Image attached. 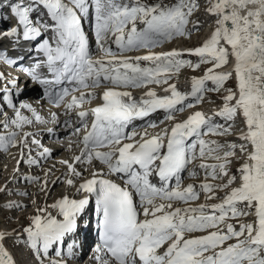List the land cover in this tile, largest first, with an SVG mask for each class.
I'll use <instances>...</instances> for the list:
<instances>
[{"label":"snow or ice","instance_id":"obj_1","mask_svg":"<svg viewBox=\"0 0 264 264\" xmlns=\"http://www.w3.org/2000/svg\"><path fill=\"white\" fill-rule=\"evenodd\" d=\"M208 5L206 11L216 17V28L201 46L185 50L198 58L193 64L181 58L184 52L153 49L198 30V22L191 19L199 6L197 0H0V23L6 26L0 31V38H8L10 46L28 42L44 57L31 68L19 66L17 70L43 89L51 105L62 107L65 116L75 113L77 126L65 119V128H72L76 136L83 131L80 155L74 156L71 163L61 161L67 167L65 183L75 187L77 194L83 193V198L64 196L49 205L60 219L46 208L38 209L41 214L23 229L26 246L37 259L41 253L48 258L49 249L57 245L55 255L61 259L52 260L51 264H66L64 256H73L78 243H68L66 253L62 246L67 237L78 231L81 220L85 229L90 226L85 213L94 197L98 243L93 252L97 264H264V0H208ZM85 21L92 24L101 53L95 59L83 28ZM190 24L192 28L188 27ZM48 33H52L51 42L44 38ZM141 50L146 54L126 55ZM229 57L235 61L233 68L217 72L228 64ZM20 60L22 56L13 59L7 48H0V63L12 67ZM141 61L148 63L142 66ZM201 64L211 67L202 77L192 78L190 92L182 93L175 84H169L181 68L195 71ZM41 68L52 78L42 76ZM233 73L236 91L224 89L227 95L223 106L213 115L195 111L172 124L170 130L154 135L147 131L158 126L154 122H149L143 132L136 130L134 121L158 111L164 113L160 123L173 121L178 113L201 104L206 93L224 88ZM4 78L0 73V79ZM7 83L12 88L5 86L0 103L12 108L14 118L5 115L0 125L22 131L33 121L42 123L31 104L19 101L17 107L13 102L12 91L19 96L24 90L18 78L8 79ZM65 84L70 87L54 90ZM148 85H167L166 95L158 96L149 89L136 100L128 90ZM99 88L104 89L100 103L85 108L97 99L95 90ZM22 110L30 112L31 118L24 116ZM237 119L244 125L237 137L241 143L221 144L204 139L210 135H233ZM18 135L17 131L0 135V150L16 146ZM30 135L23 134L22 147L27 146ZM32 143L39 144L35 139ZM48 155L50 150L44 148L41 156ZM241 157L238 175H229L233 158ZM197 159L202 161L199 168L205 174L199 191L206 199H215L217 191L234 183L238 182V186L231 187L217 204L174 207L199 198L194 185L181 186L183 172L188 171L190 177L196 175L189 165ZM208 159L217 163L203 162ZM94 162L104 170L93 171L90 178L76 186V180L82 177L76 165ZM27 163L34 165L37 161L29 158ZM153 176L158 183L152 182ZM225 176L229 177L225 184L207 182ZM26 179L32 182V178ZM46 187L47 181L41 190ZM246 216L254 219L240 224L239 230L232 224L226 225V231L220 228L227 219ZM209 229L218 230L185 238L186 234ZM13 233L0 231V264H17L6 247ZM232 240L235 243H228ZM165 244L167 247L161 252Z\"/></svg>","mask_w":264,"mask_h":264},{"label":"rangeland","instance_id":"obj_2","mask_svg":"<svg viewBox=\"0 0 264 264\" xmlns=\"http://www.w3.org/2000/svg\"><path fill=\"white\" fill-rule=\"evenodd\" d=\"M197 3L200 5L201 9H206L209 6L207 0H197ZM197 11H198V8L194 12L193 16H196L198 14ZM191 19L194 22H199V20L196 21V18H192L191 17ZM199 27L202 28V31H201V29H198L197 32H202V34H199L197 36V32H196V35L192 34L191 39H188V40L194 41L195 46H199L201 42H204L207 38H209L211 33L215 30L216 25H212L211 30H209L207 32H203V25H200ZM194 37H196V38H194ZM179 39H181V37ZM188 59H191V58H188ZM197 60H198V58H195L193 60L191 59L189 61H191L193 64H195L197 62ZM209 67H211L210 64H201V66L198 69H196L195 71H193L192 68L188 67L187 71H184V74L189 73L187 75V77H189V75H191V76H196V75L198 76L199 74H203L204 75L205 71ZM208 86L212 87L211 82H208ZM234 88H235L234 87V79H233V77H230L229 80L225 82L224 88H222L220 91H218V92H208L209 94L206 95V101H205L204 105H206V104L223 105V97L225 95H227V92L224 91V89H232L233 91H235ZM160 121H162V120H160ZM242 128H243V126L241 124L240 119H237L235 121V124H234V127H233V135H230V136H227V137L212 136V138H210L209 141H217L218 143H221V144L226 143V142L241 143L240 141H238V139H234L232 137L234 135L236 136L235 133L236 132L239 133L242 130ZM159 132H161V131H159ZM8 155H10V154H8ZM237 156H240V153H239L238 149H237ZM4 161L5 162H2V161L0 162V167H1L0 169H4V170L6 169V170H9V171L6 173V172L0 170V174H1V177H0V180H1L0 189L2 187H4V185H5V187H4L5 191L1 195L2 199H3L1 202H4V203H2V206L4 208L0 207V230L13 233V229H15L16 231L13 234H15V233H19L20 234L23 231L22 228L27 226L30 223L31 219L38 212V209H40V207L41 208H45L46 207V209L48 210L47 206L51 203V197H47L46 198L44 192L40 191V192L36 193L35 190H32V189L30 191L27 190V192H25V190H24V193H27V195H22V194H24L22 192V189H25L27 187L32 188L33 184L29 185L31 183H27V181L24 178H21V177H18V179H15V181H17V183L14 184L13 186H10L12 184L11 182L13 180V178H12L13 176L11 175V177H10V170L12 169V165H14V161L12 162V160H6V159H4ZM205 161H211V159L205 160ZM211 162L217 163V161H214V160H212ZM21 163H22V159H21V161L19 162L18 165L16 163V166L23 168L22 169L23 170L22 171V176L23 175L25 176L29 172V170L28 169H24L23 164H21ZM242 163H243V158L242 157L240 159H238V160L233 158V162H232L231 165H229V168H228L229 175L237 174V168ZM27 168H29V167H27ZM15 177H17V174L15 175ZM9 178H11L10 182H7ZM228 178L229 177L225 176L222 179H218V180H215V181L212 180V181H213L214 185H222V184L227 183ZM200 180H202V179H200ZM203 181L205 182L204 179H203ZM6 182H7V184H4ZM24 183H27V184L25 185ZM64 186H65V184L61 183L60 187L59 188L57 187L59 192H62V191L64 192L65 187H66V186L65 187ZM231 187H237V183H234ZM231 187L227 188V189H224L223 191H217L215 193V197H216L215 199H205V201L207 203H214V204L221 202V200L224 197V195L227 192L231 191ZM18 188H20V189H18ZM19 190H21V191H19ZM18 192H21V195ZM54 192H57V191H54ZM51 194H53V192L50 193V195ZM44 197H45V199H44ZM202 197L205 198V195L201 196L200 198H198L194 202L199 201ZM5 200L6 201L9 200V201L5 202ZM13 200H15V202H12ZM26 202H27L28 205L21 206V204H25ZM9 205H13V206L12 207H8ZM17 205L19 207H16ZM246 210L247 209H245V211ZM250 217H252V216L240 217L235 222H233V221L226 222V225L227 224H232L233 225V223H234V227L237 230H239V225H237V224L238 223L247 224V223H250V221L252 222V219H250ZM226 225L222 224L220 226L221 229H225ZM8 240H9L8 242H10V244H13V243L15 244L16 242H19V240H22V239H20V237H19L18 239L10 238ZM232 241H229L228 243H231ZM18 244L16 243L17 246H18ZM19 248H21V247H18V249ZM12 251H15V248L13 249V247H12ZM18 252L23 255V256L20 255L24 259L23 262L27 263V260L25 259L26 256L24 255V253H22V251H18Z\"/></svg>","mask_w":264,"mask_h":264},{"label":"bare ground","instance_id":"obj_3","mask_svg":"<svg viewBox=\"0 0 264 264\" xmlns=\"http://www.w3.org/2000/svg\"><path fill=\"white\" fill-rule=\"evenodd\" d=\"M207 2H208V0H207ZM208 15L209 16H211L209 13H208ZM215 17V16H214ZM192 18H196V21L197 20H199L196 16H192ZM195 20V19H194ZM198 24H199V26L202 24V23H199L198 22ZM213 25H216V17H215V23L213 24ZM189 28H192V25H190L189 26ZM198 29H201V31H202V28H200V27H198ZM196 32H197V30H193L192 32H191V34L188 36V37H181V39H179V38H176L175 39V42L173 43H170V45L169 44H165V45H163V47H162V50L161 51H171V50H173V49H175V50H177V51H181V52H185L186 54H187V52L185 51V50H187V49H194V48H196V47H199V46H201L204 42H201L200 43V45L199 46H195V44H194V41H191V40H188V39H191V37H192V34L194 35H196ZM203 32H205V30H204V28H203ZM199 34H202V32H197V36L199 35ZM207 34V33H206ZM194 38H196V37H194ZM200 38V37H199ZM2 40L0 39V45H1V42ZM158 51V50H157ZM184 56V55H183ZM183 58H191V59H195V58H197V57H194V56H187V55H185ZM234 64H235V61H234V59L233 58H231V57H229V62H228V64L226 65V66H224V67H222V68H220V69H216V71L217 72H228V71H230L232 68H233V66H234ZM202 71V70H201ZM203 76V74H199L198 76H196V78H200V77H202ZM232 77H233V79H234V89H235V91H236V80H235V74L233 73V75H232ZM192 78L193 77H190V78H186L185 79V81L186 82H188V84L187 85H185V87H182L181 89H180V91L182 92V93H187V92H190V90H191V80H192ZM181 80V79H180ZM182 82V81H181ZM181 84H183V83H177L176 84V87L177 86H179V85H181ZM167 87V86H166ZM164 88L165 87H162V88H159V89H156V90H154V91H156V93H157V95L158 96H164V95H166V93L164 92ZM183 88H186V90L184 91V89ZM142 95H144V94H142ZM237 95H238V93H237ZM233 103H234V101H233ZM220 110V107H215L214 109H212V111H219ZM207 111V110H206ZM207 112H211V111H207ZM207 112H205V113H207ZM161 114V117L158 119L157 117H158V115H160ZM187 114H184V116H186ZM189 115V114H188ZM28 117V116H27ZM154 118V120L156 121V124L158 125L157 127H155V128H147V131L150 133V134H156V133H158L159 131H162L163 129H169L170 130V128H171V126H172V124H174V122H172L170 125H168V127L166 128V126H167V123H166V121L164 122V123H160V120H163V118H164V113H160V112H157L154 116H153ZM30 118V117H29ZM0 121H1V118H0ZM181 121H183V120H181ZM181 121H176V122H181ZM240 121H241V124H242V126H243V128H244V125H243V123H242V120L240 119ZM175 122V123H176ZM146 125H147V123H144L143 125H140V126H138V127H136V130L138 131V132H143L144 131V127H146ZM242 128V129H243ZM2 129V127H1V125H0V130ZM3 130V129H2ZM17 129H15L13 126H9L7 129H6V131L7 132H11V131H16ZM26 131H24V132H22V133H20L18 136H17V138H16V145H17V150L18 151H23L24 150V148H26V149H30V148H34L35 147V144H33L32 143V140H33V138H31L30 136H28L27 137V146H25V147H22L21 146V144H20V139H21V137H23V134L25 133ZM62 132V133H61ZM68 132V130H63V131H60L59 132V134H61V135H65L66 133ZM240 133V132H239ZM239 133L238 132H236L235 134H236V136L234 137H232V138H234V139H237V137H238V135H239ZM0 135H3V133H1L0 132ZM69 138H67L66 140H68ZM137 139H139V136H137ZM228 141V140H227ZM239 141V140H238ZM241 142V141H240ZM62 143V141L60 142H56V143H53V144H51L52 145V147H53V151H52V153L49 155V157L50 158H52L51 160H49L46 164H45V166L43 167V168H40V167H37V166H34L36 169H35V172H33V175L32 176H34V179H32V181H34L33 182V185H32V188H30V187H27V188H25V189H22V192L24 193V190H25V192H27V190H35V192L36 193H38V192H40V191H42L41 190V187L44 185V183H45V181H47V187L42 191V192H44L45 193V196L46 197H51L52 198V202L49 204V205H52L53 203H55L57 200H59V199H61V198H63L64 196H67L68 198H70V199H72V195H75L76 194V188L75 187H69L66 183H65V181L68 179V176H67V167H66V165L65 164H63V163H61V161H65V160H67L69 163H71L72 162V160H73V148H74V145L73 144H71V143H69V142H67V141H63V143H62V148H60L59 146H60V144ZM57 145V146H56ZM77 147H81V144H80V142L76 145ZM45 148H48V147H45ZM8 149H11V148H9L8 147ZM49 149V148H48ZM41 150H42V147L40 148V152H41ZM11 155V154H10ZM10 155H8V156H5V155H3L2 156V158H4V159H6V160H13L14 161V165H12V169L10 170V176L12 175L13 177V180L12 181H15V179H18V177H21V178H24L25 180H26V178L24 177V176H21L20 174H18V173H20V172H22L23 170V168L22 167H17L16 166V163H17V160H18V154H16L15 156H10ZM38 155V154H37ZM36 155V156H37ZM24 159V160H23ZM23 159H22V163L21 164H23V167H26V165L27 164H29V163H27V161H28V159H26L25 157H23ZM42 159H44V156H42ZM20 164V165H21ZM29 168H30V166H28ZM16 168V170L14 171V169ZM76 168H77V165H76ZM44 169V171H42ZM0 170H3L4 172H8L9 170H4V169H0ZM37 170V171H36ZM39 170H40V172H39ZM77 170H79V171H81L82 172V177H81V179H79V180H76V186H78L79 184V181H80V183H82L83 182V180H85V179H87V178H90V176H91V173L93 172V171H99L98 170V168L96 167V168H92L91 166H88V167H86V166H79L78 168H77ZM101 170H103V169H100V171ZM53 172H55V173H53ZM53 173V174H52ZM17 174V177H15V175ZM0 177H1V174H0ZM28 178V177H27ZM20 181V180H19ZM27 181V180H26ZM15 182H17V181H15ZM12 183V182H11ZM61 183H64L65 184V186L67 187H65V190H64V192L62 191V192H59V190H58V188L60 187V184ZM200 183H204V181L203 180H200ZM208 183H210V182H208ZM189 184H193V182H191V183H189ZM237 186H238V182H237ZM35 187V188H34ZM58 187V188H57ZM71 190V191H70ZM5 191V188L4 189H2V192H0V195H2L3 194V192ZM19 191H21V190H19ZM28 191V192H29ZM54 191H57V192H54ZM53 192V194H51L50 195V193H52ZM22 195H24V194H22ZM44 199H45V197H44ZM205 199L206 198H204V197H202L199 201H197V202H194V201H192V202H190V203H192V204H190V205H187V207H197L198 205H201V204H204V205H212V204H214V203H207L206 201H205ZM210 202V201H209ZM220 203V202H219ZM215 204H217V203H215ZM24 205H28L27 204V202L25 203V204H21V206H24ZM38 205V204H37ZM48 205V206H49ZM47 206V208H48V210H47V212L48 213H50V214H54V213H56V210H54V209H52V208H50V207H48ZM242 207V206H241ZM250 219H252V221H253V219H254V217H250ZM228 220V219H227ZM250 223H251V221H250ZM0 231H3V230H0ZM9 231V230H8ZM16 234V233H15ZM15 234H13V236H12V238H16V239H18L20 236H18V235H15ZM19 234V233H18ZM21 234V233H20ZM18 237V238H17ZM9 240H7V242H6V247L8 248V250L12 253V251H11V244H10V242H8ZM12 255L14 256V258H15V254L14 253H12ZM54 260H57L56 258H54ZM64 260L66 261V255L64 256ZM24 261V260H23ZM18 264V263H17ZM23 264H25L24 262H23Z\"/></svg>","mask_w":264,"mask_h":264}]
</instances>
